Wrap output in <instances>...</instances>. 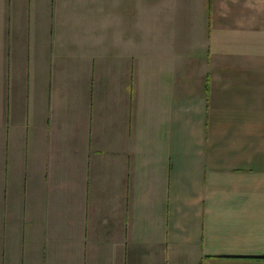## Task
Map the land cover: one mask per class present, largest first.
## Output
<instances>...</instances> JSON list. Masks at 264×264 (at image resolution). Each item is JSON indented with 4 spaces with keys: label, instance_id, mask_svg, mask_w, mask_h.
Instances as JSON below:
<instances>
[{
    "label": "crops",
    "instance_id": "1",
    "mask_svg": "<svg viewBox=\"0 0 264 264\" xmlns=\"http://www.w3.org/2000/svg\"><path fill=\"white\" fill-rule=\"evenodd\" d=\"M0 264H264V0H0Z\"/></svg>",
    "mask_w": 264,
    "mask_h": 264
}]
</instances>
